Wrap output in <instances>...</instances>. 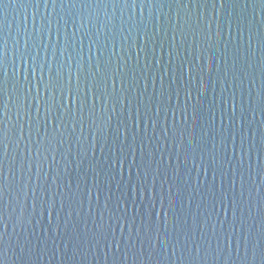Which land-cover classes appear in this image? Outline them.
I'll return each instance as SVG.
<instances>
[{
    "label": "water",
    "instance_id": "95a60500",
    "mask_svg": "<svg viewBox=\"0 0 264 264\" xmlns=\"http://www.w3.org/2000/svg\"><path fill=\"white\" fill-rule=\"evenodd\" d=\"M0 53L3 264H264V0H0Z\"/></svg>",
    "mask_w": 264,
    "mask_h": 264
},
{
    "label": "snow or ice",
    "instance_id": "6c2138e0",
    "mask_svg": "<svg viewBox=\"0 0 264 264\" xmlns=\"http://www.w3.org/2000/svg\"><path fill=\"white\" fill-rule=\"evenodd\" d=\"M125 3H127V0H125ZM132 3L134 5L136 3V0H132ZM0 55H2V53H0ZM4 66H5L4 65V60L0 59V92H3L4 86H5L7 78H8L7 77V73L4 71ZM181 67H183V66H181ZM98 71H99V69H98ZM32 77H33V82H34L33 86L35 87L36 92H37V96L33 97V99H36L37 105H38L41 87L46 92H48L49 93V101L51 102V106H52V107H48L47 108V111L50 114L51 111H52V108L55 106L52 103L55 100V93L57 91H59L61 96L64 98V95H65V84H64L63 80L60 79V74L57 73V76L53 77L52 74H51V70H49L47 80H45V76L43 75V65H41V67H40V76H39L38 80H37V70H36V67L33 65V67H32ZM24 80L25 81L28 80L27 68H25ZM77 81L79 82V76H77ZM70 83H71V78H69V84ZM30 92H31V89H29V93ZM68 94H69V96H71V88L70 87L68 89ZM161 95L163 96V90L161 92ZM261 95H262V99H264V93H261ZM110 99L112 100L113 104H115L117 102L120 103V98L115 94V83L113 85V94L110 97ZM84 101H85V104H86L87 95H85ZM84 106L85 105L82 104L80 109H79L81 113L83 112ZM104 106H105V110H106L107 105L105 104ZM5 107L6 106H3V108L0 109V146L4 145V140L7 138V134H8V129H7V127L5 125V122H4V119H3V117L5 115L4 114V108ZM17 107H18V110H21V111L24 110V105H23L22 102H20L19 98H18ZM62 107L63 108L67 107L68 114L72 112V109L69 108L68 106L64 105ZM95 109H96V105H95V103H93L92 108L90 110V114L93 113L95 111ZM113 111H114V109H113ZM37 112L39 113V109L38 108H37ZM26 115H28L29 116V120H31V114L29 112H26ZM53 132L55 133L56 129H54ZM45 140L47 141V145H45L43 143V145H41V147L44 150H47V146L53 145V142L55 140V135H51L50 137L46 136ZM38 151H39V149H38ZM125 160H126V157L124 159L118 158L116 160V162H115V165L112 166L113 169H115L116 165H118L120 170H121V174H123ZM148 174H149V170L146 169L145 170V175H144L145 178L147 177ZM4 179L5 178H4V175H3V169H2V167H0V193H2V191H3V181H4ZM143 193L146 194V195L149 194V189L146 186L143 187ZM44 203H47V201H45ZM33 207H35V204L33 205ZM54 207H55V201L53 199V201H52V209ZM48 215H49V218L51 220L52 211H49ZM101 219H103V215L102 214H101ZM99 235L101 236V238H103L105 240L107 239L106 235H104L103 233H99ZM94 238H96V235H94ZM0 239H2V236H0ZM116 243H117V247H118V243L119 242H116ZM194 251L196 253H198L199 249L198 248L194 249ZM3 255H4V251L2 249H0V256H3ZM260 255L262 257H264V249L261 250ZM0 264H3V260L2 259H0Z\"/></svg>",
    "mask_w": 264,
    "mask_h": 264
}]
</instances>
